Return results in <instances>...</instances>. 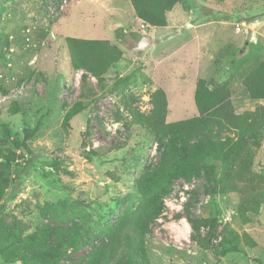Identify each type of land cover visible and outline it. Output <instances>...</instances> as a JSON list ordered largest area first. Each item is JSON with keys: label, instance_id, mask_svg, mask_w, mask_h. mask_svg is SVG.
Segmentation results:
<instances>
[{"label": "rangeland", "instance_id": "374dc122", "mask_svg": "<svg viewBox=\"0 0 264 264\" xmlns=\"http://www.w3.org/2000/svg\"><path fill=\"white\" fill-rule=\"evenodd\" d=\"M60 1L0 0V264H34L12 244L55 225L87 237L51 263L88 264L94 239L145 203L158 211L129 249L137 264H264V203L243 223L239 194L213 193L201 168L146 200L138 189L165 144L142 125L155 90L166 94L167 123L197 115L198 79L227 86L236 114L264 107L242 86L264 62V0H183L163 28L139 22L129 0H66L56 15ZM66 37L108 41L122 57L96 80L71 68ZM23 130L34 132L32 156L12 144ZM256 139L250 170L264 178V124ZM18 164L26 173L11 199Z\"/></svg>", "mask_w": 264, "mask_h": 264}, {"label": "trees", "instance_id": "16d2710c", "mask_svg": "<svg viewBox=\"0 0 264 264\" xmlns=\"http://www.w3.org/2000/svg\"><path fill=\"white\" fill-rule=\"evenodd\" d=\"M182 1L129 0L135 18L151 28L166 27L167 14ZM207 1L219 4L224 0ZM64 43L71 68L96 80H101L122 57V51L117 46L104 40L66 37ZM242 86L251 100L264 101V62L244 77ZM193 100L197 112L195 117L167 123L168 103L165 92L157 89L149 96L151 110L142 125L149 137L165 144L158 161L140 176L139 192L146 200L150 194L171 181H189L193 172L201 168L213 193H216L215 188L218 187L225 193L239 194L236 212L241 221L247 223L249 217L258 214L264 203V178L250 170L254 158L253 148L259 147L256 135L264 124V107L236 114L229 88L224 85L209 88L204 79L197 80ZM82 109V103L75 104L64 123ZM33 133L23 130L22 138L16 136L12 139L13 146L32 156L28 141ZM6 159L8 162L9 158ZM25 169V165L15 166V182L9 196L11 199L22 184ZM217 176L218 186L215 180ZM4 188L0 184V197ZM3 208L4 205L0 211ZM157 211L155 205L145 203L142 209L124 214L114 231H105L94 239L95 245L89 253L88 264H137V258L131 256L129 249L141 238V232L147 229ZM43 217L52 221L51 214L45 210ZM208 221L203 220L205 223ZM86 237L74 226H42L32 235L18 238L12 245L18 247V257L27 263L38 264L36 257H40L44 264H52V261L60 259L64 247H74L78 240L83 243ZM248 244L253 245L251 242ZM144 264L148 263L144 261Z\"/></svg>", "mask_w": 264, "mask_h": 264}, {"label": "built area", "instance_id": "2783aa9c", "mask_svg": "<svg viewBox=\"0 0 264 264\" xmlns=\"http://www.w3.org/2000/svg\"><path fill=\"white\" fill-rule=\"evenodd\" d=\"M66 5H67V1L66 0H61L60 4L58 6L59 8H58V11L56 12V15L59 14L61 11H63L64 8L66 7Z\"/></svg>", "mask_w": 264, "mask_h": 264}]
</instances>
